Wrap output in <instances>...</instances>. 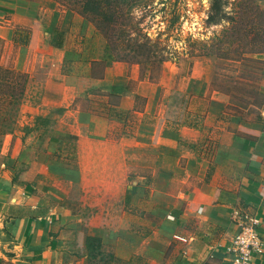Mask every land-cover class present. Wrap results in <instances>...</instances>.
I'll use <instances>...</instances> for the list:
<instances>
[{
	"label": "rangeland",
	"instance_id": "374dc122",
	"mask_svg": "<svg viewBox=\"0 0 264 264\" xmlns=\"http://www.w3.org/2000/svg\"><path fill=\"white\" fill-rule=\"evenodd\" d=\"M50 3L78 17L67 36L69 56L56 68L51 60L48 66L41 63L43 55L54 56L55 52L48 51H56L43 44L49 31L54 34L51 46L59 40L56 13H41L33 22L21 24L13 16L27 10L14 0H0V32L4 33V25L13 29L11 38L0 34V63H13L19 41L29 44L25 93L0 119V220L46 221L58 251L53 264H129L135 258L131 247L140 240H160L161 217L152 211L153 201H161V193L153 190L161 164L156 158L161 141L171 143L176 137L172 156L188 149L204 157L202 181L216 188L210 199L193 191L189 199L229 202L230 213L235 207H245L260 217L258 247L245 264H263V214L244 202L249 178L242 179L232 170L229 153L217 154L224 139L251 135V126L264 125V0ZM122 12L128 15L126 23L130 22L126 27L129 42L146 43L144 50H151L149 60L105 57L106 31L118 27L107 18L114 13L117 22ZM49 71L53 77L46 82ZM107 72L128 94L135 90L147 99L144 111H131L128 99L122 101L130 105L128 111L121 108L119 119L108 110L107 92L96 86L109 85L96 80L105 78ZM130 75L134 78L128 81ZM42 77L43 82L39 81ZM69 86L83 91L71 96ZM171 90L198 96L189 105L191 113L203 108L208 99L204 120L184 116L186 121H195V128L179 126L177 112L171 107L167 110ZM133 105L139 110L140 100ZM140 122L145 132L133 135ZM230 154L238 157L237 152ZM209 230L220 240L225 256L204 261L232 264L226 247L232 246L235 227L230 223L223 237L214 228ZM88 235L100 238V252L94 257L85 246ZM184 236L194 239L193 234ZM149 245L154 251L161 248ZM113 246L118 247L119 257ZM175 249L179 248L169 247L167 259ZM136 260L137 264H161V258L150 263L141 257Z\"/></svg>",
	"mask_w": 264,
	"mask_h": 264
},
{
	"label": "crops",
	"instance_id": "0c3cea01",
	"mask_svg": "<svg viewBox=\"0 0 264 264\" xmlns=\"http://www.w3.org/2000/svg\"><path fill=\"white\" fill-rule=\"evenodd\" d=\"M16 4H21L27 12L17 13L13 16V20L21 24H29L37 19L39 14L49 15L53 11L54 25L58 26L61 36L59 37L60 45L53 42L51 31L46 33L43 44L47 47H53L48 52L54 53L43 55L41 63L48 66L51 60L53 66L60 67L61 61L69 56L67 48V36L73 22L77 17L74 13L59 8L56 9L50 0H14ZM78 18V17H77ZM4 33L6 38H11L13 29L4 25ZM52 30V29H51ZM56 33V31L54 32ZM63 33V38H62ZM42 50V49H41ZM28 47L20 43L17 46L12 66L16 70L26 71ZM100 57H95L98 59ZM53 75L49 71L46 75V82L51 80ZM134 78L133 75L126 77ZM97 82L108 81L107 87H101V90L110 93L122 94L123 85H115L111 73H106L105 78H97ZM45 83V82H44ZM69 93L77 95L83 91L79 86H69ZM103 88V89H102ZM138 94L139 92L136 91ZM163 127L161 126V129ZM251 135L248 136H232L230 139H224L217 155L229 153L227 158L228 164H231L232 170L235 171L242 179L246 176L249 178V192L243 191L247 196L244 202L253 207H257L261 211L264 218V125L251 126ZM138 132L143 130V123L138 127ZM176 137L171 143L161 141V153L156 158V162L161 163L157 167L159 169L157 176V185L154 186V194L161 193V201H153V210L155 215L161 217V236L160 240L146 237L139 241V245L131 247V253L135 258L129 264H137L141 257L143 260L156 262L161 258V264H208L204 261L207 257L221 259L225 256L221 250V243L217 236H211L210 227L222 235L227 229H230V209L232 204L229 202L209 203L189 199L191 191L198 193L203 199H210L215 193V187L208 188L202 181V175L206 172L204 157L199 154H191L190 150L183 149L177 157L172 156V146H177ZM219 149V150H220ZM237 152L238 157L231 156L230 153ZM217 161V160H216ZM155 163V162H154ZM209 164V162H208ZM156 164H153L155 167ZM156 168V167H155ZM197 171V175H196ZM201 175V176H200ZM161 183V187L158 186ZM168 200V201H167ZM262 230L264 231V221H262ZM49 225L46 221L11 218L9 221L0 220V264H53L57 247L52 237L48 233ZM172 233V235H171ZM185 238L181 240L174 235ZM193 234L194 239L188 240L184 235ZM216 235V234H215ZM150 243L160 247L157 251L148 249ZM176 245L179 249H175L170 259H167L169 247ZM113 251L120 254L118 247ZM116 257V258H118ZM264 258V257H262ZM66 260V258H65ZM136 260V261H135ZM262 259L261 262H263ZM148 261V262H149ZM150 263V262H149ZM222 264L224 262L221 261ZM264 264V263H263Z\"/></svg>",
	"mask_w": 264,
	"mask_h": 264
},
{
	"label": "trees",
	"instance_id": "16d2710c",
	"mask_svg": "<svg viewBox=\"0 0 264 264\" xmlns=\"http://www.w3.org/2000/svg\"><path fill=\"white\" fill-rule=\"evenodd\" d=\"M214 7L217 8L216 10H218L219 3L215 2ZM119 17H121V19L117 22V18L114 16V13L113 15L107 18L110 22L117 23L118 27L117 29L110 27L106 31L107 34L105 44V57L113 60L135 58L137 62H141L142 60H149L150 54L148 53V51L151 50L150 48L147 51L144 50L145 46H147L146 43L135 44L129 42L130 36L129 32H127L126 30V27L130 23L129 21L126 23L128 15H125V13L122 12L120 13ZM59 36H61V32H59ZM20 43L29 46L26 41H19L18 44ZM55 43L57 46L60 45L59 40ZM36 67H38L40 70L44 69L39 64H37ZM44 79L45 77H42L39 81L43 82ZM27 80L28 73L26 71L16 70L11 63H0V119L4 118V115L6 114V111L8 109L17 106L19 101L22 99L26 90ZM194 98H198V96L192 93H185L179 90L170 91L166 102L167 110H169V108L171 107L173 112H177L178 119L180 120L178 122L179 126L191 128L196 127L195 121L190 122L185 120V115L192 114L194 120L198 118L204 120V118L208 115V99L205 100L203 108H200L197 112H190L189 105ZM125 99H128V101L132 104L130 107L131 111H135L136 113L144 111V109L147 107V99L138 94L135 90L131 94H128L126 91H124L122 94L110 93L108 94L107 101L108 110L110 112H113L114 116L117 119H119V117L121 116V108H124L128 111L130 105L126 106L124 103H122V101ZM137 99L140 100L141 104L139 110H136V107H134L133 105L135 100ZM180 107L181 109H183V111L180 109ZM159 120L162 119L160 118ZM145 122L150 123L148 121ZM139 124H136L137 126H135V131L132 132L133 135L136 131L138 132ZM158 127H160V124H158L157 129ZM85 246L89 256L94 257L97 253L100 252V238L95 235H88L85 240Z\"/></svg>",
	"mask_w": 264,
	"mask_h": 264
},
{
	"label": "built area",
	"instance_id": "2783aa9c",
	"mask_svg": "<svg viewBox=\"0 0 264 264\" xmlns=\"http://www.w3.org/2000/svg\"><path fill=\"white\" fill-rule=\"evenodd\" d=\"M231 227H235L236 234L232 239V246L226 247L227 254L232 256V264H245L249 261L252 252L256 250L259 240L257 226L260 223V217L252 215L245 207H235L230 213ZM176 238L185 240L184 237L174 235Z\"/></svg>",
	"mask_w": 264,
	"mask_h": 264
}]
</instances>
